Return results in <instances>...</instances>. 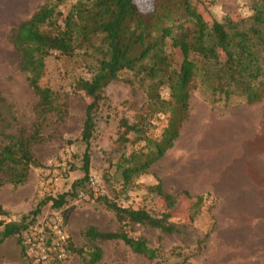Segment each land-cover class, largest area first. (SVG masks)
<instances>
[{"label": "rangeland", "instance_id": "rangeland-1", "mask_svg": "<svg viewBox=\"0 0 264 264\" xmlns=\"http://www.w3.org/2000/svg\"><path fill=\"white\" fill-rule=\"evenodd\" d=\"M49 1L52 0H0V96L13 112L2 116L6 118L7 131L25 127L31 133L36 122L42 121L41 100L21 67V54L14 45L12 30ZM75 1L67 0L61 8L66 9ZM198 5L219 20L226 16L250 18L254 13L250 0H205L204 5ZM175 53L179 67L183 53L180 49ZM89 61L82 52L72 58L57 57L54 53L46 59L45 72L39 81L41 86L53 89L56 109L45 114L40 139L33 146L36 157L45 167H32L26 181L19 185L0 173L3 182L0 221L32 217V211L45 198L70 193L73 183L84 177L85 145L78 137L90 97L75 87V80L91 76ZM203 91L210 92V88L197 79L191 89L190 117L184 122L174 147L147 173L135 175L126 183L122 168H118L119 160L148 144L138 140L133 132L123 136L125 128L121 124L125 119L137 123L147 118L152 101L146 86L130 72L122 73L107 86L108 101L98 113L92 140L89 179L93 178L95 185H87L82 197L69 195L61 208L52 207V202L41 204L37 217L41 221L55 213L63 216L71 242L85 253L75 252L62 264H84L94 245L103 250V258L96 264H183V261L185 264H264V139L254 135L251 139L254 144L246 149L231 143V137L227 138L228 145H223L217 120L228 109L218 104L207 107ZM169 97L170 91L164 89L162 98ZM169 114L147 118L146 133L153 140L151 146L162 140ZM159 179L171 194L183 190L195 195L211 194L192 222L189 216L194 211V201L182 204L173 219L184 224L183 233L168 235L161 243L158 232L153 229L142 225L129 229L135 236H145L151 246L160 248L161 257L150 260L133 252L122 240L93 241L86 235L91 227L102 231L119 227L114 214L100 201L103 197L123 207L167 210L164 200L151 190ZM2 230L0 224V233ZM207 233L201 252L192 255L198 239H204ZM18 239V235H12L0 245V264H28ZM173 247H179L176 251L180 255L172 254Z\"/></svg>", "mask_w": 264, "mask_h": 264}, {"label": "trees", "instance_id": "trees-1", "mask_svg": "<svg viewBox=\"0 0 264 264\" xmlns=\"http://www.w3.org/2000/svg\"><path fill=\"white\" fill-rule=\"evenodd\" d=\"M253 15L250 18L226 16L219 20L206 14L205 0H76L66 9L61 8L67 0H52L42 4L28 19L12 30V39L21 54V67L27 73L31 87L40 97L42 121L36 122L31 133L25 127L7 131L5 112H13L3 104L0 96V173L7 175L14 185L28 178L32 167H45L36 157L33 146L41 136L42 122L54 106V91L41 86L46 59L72 58L80 52L89 58L87 64L91 76L75 80V87L90 97L85 110V120L78 140L85 145L82 179L73 183L72 191L58 197L45 198L38 208L21 220L3 219L0 224V245L12 235L19 236L21 252L25 257L22 233L37 222L41 204L52 202V207L61 208L67 197L79 196V188L89 182L91 150L96 131L98 113L107 104V86L124 72L132 73L138 82L146 86L151 102L150 115L169 114V124L162 132V140L153 145L147 135V118L140 122L122 121L125 132H133L138 140L148 146L130 155H123L118 168L126 183L135 175L147 173L151 166L174 147L184 122L190 117L191 89L196 80L210 88L203 91V99L211 105L229 108L241 103L252 104L264 99V0H250ZM180 49L183 60L176 66L175 50ZM132 82V81H131ZM164 89L170 91L168 99L162 98ZM171 101V103H170ZM218 104V105H217ZM16 118V117H13ZM151 121V120H150ZM122 139L127 140L126 137ZM73 143V141H69ZM147 149V150H145ZM0 181V185H2ZM158 183L152 185L166 203L167 210L151 211L145 208L123 207L108 197L100 199L112 212L119 224L118 229L102 231L91 227L86 235L93 241L122 240L133 252L150 260L161 257L160 248L149 244L145 236H135L129 229L142 225L158 232L161 243L168 235L183 233L184 224L173 219L179 207L193 200L194 211L189 210L191 222L211 196L192 194L183 190L171 194ZM1 214H5L1 212ZM207 233L197 242L192 255L203 249ZM69 236V257L78 252ZM173 247L172 254L180 255ZM68 257V258H69ZM85 258V257H84ZM103 258V250L94 245L90 258L84 264H96ZM62 262L58 264H62ZM183 264L184 261L182 262ZM169 264V263H165Z\"/></svg>", "mask_w": 264, "mask_h": 264}, {"label": "built area", "instance_id": "built-area-1", "mask_svg": "<svg viewBox=\"0 0 264 264\" xmlns=\"http://www.w3.org/2000/svg\"><path fill=\"white\" fill-rule=\"evenodd\" d=\"M87 185L94 186L95 180L89 179ZM87 187L81 189L80 197ZM69 236L63 216L57 213L30 225L23 231L21 239L28 264H58L65 261L70 252Z\"/></svg>", "mask_w": 264, "mask_h": 264}, {"label": "crops", "instance_id": "crops-1", "mask_svg": "<svg viewBox=\"0 0 264 264\" xmlns=\"http://www.w3.org/2000/svg\"><path fill=\"white\" fill-rule=\"evenodd\" d=\"M205 104L207 107H216L208 102H205ZM227 109L226 114L217 120L221 129V138L224 139L223 145H228L230 139L227 138L231 137V143L237 145L239 149L240 147L246 149V147L252 145L251 139L254 135L258 136L259 139H264V99L252 104L241 103ZM230 129H233L234 132L231 133Z\"/></svg>", "mask_w": 264, "mask_h": 264}]
</instances>
